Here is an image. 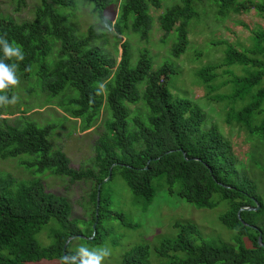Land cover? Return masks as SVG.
I'll list each match as a JSON object with an SVG mask.
<instances>
[{"label": "trees", "instance_id": "trees-1", "mask_svg": "<svg viewBox=\"0 0 264 264\" xmlns=\"http://www.w3.org/2000/svg\"><path fill=\"white\" fill-rule=\"evenodd\" d=\"M50 1L39 0L29 22L16 24L0 17V35L6 34L9 42L22 46L25 53L23 61H16L6 59L0 49V59L9 64L18 63L21 78H26L31 65L36 64L34 75L40 90L51 97L66 88L71 94L75 92L76 95L66 102V107L69 106L66 112L84 126H90L102 106L105 107L109 117L103 121V132L96 140V175L70 169L61 151H50L47 137L51 127L39 128L28 121L10 125L5 118H0V159L22 154L37 155L27 164L34 168L33 174L49 172L70 180L94 178L96 185L91 194L93 211L89 222V226L94 224V235L90 240L84 239L88 244L100 242L97 227L103 216L110 215V212L101 214L106 200L100 197L109 170L106 181L117 173L132 196L144 205L152 201L161 182L168 194L175 191L178 198L196 209H212L220 202L225 204L218 221L234 233V246L206 243L199 238L195 225L175 222L172 226L176 235L162 239L153 247L157 257L167 259L169 264H264V196L260 197L245 174L236 171L230 143L214 125L203 126L202 110L191 101L172 97L168 92V78L174 74L172 66L163 63L152 69L146 48L141 47L137 49L135 66L130 68L129 46L125 41L120 44L119 59L115 63L101 49L89 45L90 34L75 36L74 30L66 23L63 10L72 8L75 1L85 2L103 22L101 9L105 0ZM200 1L180 0L179 5L159 17L161 31L165 35L175 34L171 47L175 58L185 51L186 26L196 17L194 5ZM214 1L220 16L250 7L249 3L237 4L236 0ZM159 5L160 0H124L119 11L122 28L137 32L145 40L149 26L148 8ZM251 7L263 13L264 0H258V4ZM114 31L119 32L115 26ZM252 34L251 49L236 51L227 47L222 62L226 66L235 64L251 68L244 76H233L230 80L229 99L241 100L248 96L249 102L231 111L229 120L264 143V86H257L264 78V61L255 57L261 55L264 59V32L254 30ZM54 46V57L51 58ZM49 53L51 59L47 60ZM214 68L216 66H206L197 75L208 82L214 76ZM101 84L103 89L99 87ZM11 93L12 88L7 90L9 98ZM137 101H141L147 111L145 119L133 117L128 120L129 111L125 104ZM259 115L263 117L255 123ZM256 206L253 211L244 209ZM114 216L121 221L120 214ZM69 217L67 201L46 192L38 179L15 183L9 176H0V250L5 251V255H0V264H27L40 260L62 263L61 258L66 255L69 244L64 247V255L62 246L69 237L77 238L76 235L80 234L76 221ZM50 221L56 226L49 230L50 243L40 247L35 235ZM86 232L87 237L90 236L92 228ZM258 237L262 245L257 243ZM178 253L182 257H176ZM118 264H149L148 247H130L123 252Z\"/></svg>", "mask_w": 264, "mask_h": 264}, {"label": "rangeland", "instance_id": "rangeland-1", "mask_svg": "<svg viewBox=\"0 0 264 264\" xmlns=\"http://www.w3.org/2000/svg\"><path fill=\"white\" fill-rule=\"evenodd\" d=\"M124 0H105L101 13L107 17V26L100 21L90 4L75 1V5L63 10L67 16L66 23L77 37L90 34V46L101 49L109 59H119L120 44L126 42L129 46V67L136 64L137 49L145 47L151 60V68L155 69L163 63L170 64L174 74L167 82L168 92L172 97L186 99L197 105L203 112L205 120L203 126L214 125L218 132L230 143L234 158V167L238 173L245 174L257 189L260 197L264 196V143L256 137H251L246 130L229 120V113L240 109L249 102L248 96L241 100L229 99L232 91L230 80L233 76L241 77L246 71H251L240 65H223L224 52L227 47L236 51L252 48V31L264 32V12L260 13L253 7L258 0H236V3H249L246 10L239 9L236 13L227 12L220 16L214 0H202L194 5L196 17L188 21L186 26L187 43L185 51L177 58L171 54V47L175 34H164L159 26V17L169 8L179 5L180 0H160L157 8L149 7L147 14L149 26L146 39L142 40L137 32L125 31L119 21V11ZM48 2L51 3L50 0ZM39 0H0V17L19 24L29 22L33 12L38 7ZM55 7V5L52 3ZM60 12V9H58ZM114 26L119 32L114 31ZM52 42V41H51ZM55 46L51 51L54 57ZM254 57V56H253ZM264 61L261 55L255 56ZM50 53L46 56L50 60ZM45 62H47L45 60ZM31 65L26 78L20 77V84L12 88V93L19 97L15 105L1 107L2 115L7 123L14 125L19 122H32L41 128L50 126L47 140L50 151H61L68 160V167L76 172H91L96 175L94 167L95 145L97 138L103 132L102 123L109 117L104 106L99 111L96 120L90 126H84L79 119L69 117L66 102L76 95L66 88L57 96L51 97L42 92L35 77V66ZM206 66H216L213 78L205 82L197 72ZM259 87L264 86V78ZM140 93V92H139ZM129 111L128 120L138 117L145 119L147 114L141 101L135 104H125ZM67 108V109H66ZM263 117L259 115L256 121ZM19 121V122H17ZM37 155L22 154L12 158L0 159V176H9L15 183H27L31 179H38L44 190L56 196L63 197L70 207V219L76 221L79 235L68 241L66 255L75 253L80 245L88 247L107 246L111 256L104 264H118L123 252L135 245L148 247L149 264H169L165 258H159L153 253V247L162 239H171L176 235L173 228L175 222H190L197 228L199 238L212 245L226 244L234 246V233L227 230L218 221L224 212L225 204L220 202L212 209H196L175 195L168 194L166 186L161 184L156 189L152 201L144 203L135 199L123 180L117 173H113L109 180H103L100 197L106 200L101 214L110 212L101 218L97 227L100 237L99 243L88 244L83 238L87 237L86 230L91 221L93 204L91 194L96 182L87 177L70 180L68 177L52 175L49 172L33 174L34 168L27 164L33 162ZM157 183H154V185ZM175 190V187L174 189ZM115 214L122 216L121 221ZM55 223L48 222L35 235L40 247H46L50 240L48 233L54 229ZM0 255H5L0 250ZM182 257V254H176ZM27 264H62L60 261L40 260Z\"/></svg>", "mask_w": 264, "mask_h": 264}, {"label": "clouds", "instance_id": "clouds-1", "mask_svg": "<svg viewBox=\"0 0 264 264\" xmlns=\"http://www.w3.org/2000/svg\"><path fill=\"white\" fill-rule=\"evenodd\" d=\"M103 23L107 26V17ZM0 49L4 53L6 59H15L23 61L25 53L22 46L15 42H9L5 35H0ZM18 63H6L4 59H0V107L15 105L19 101V97L15 94L9 98L7 90L17 87L20 84V76L18 75ZM27 70V69H26ZM100 89L104 88L101 84ZM99 94V93H98ZM111 256V250L107 246L88 247L80 245L75 253H69L61 258L62 264H104L106 258Z\"/></svg>", "mask_w": 264, "mask_h": 264}, {"label": "water", "instance_id": "water-1", "mask_svg": "<svg viewBox=\"0 0 264 264\" xmlns=\"http://www.w3.org/2000/svg\"><path fill=\"white\" fill-rule=\"evenodd\" d=\"M182 156L184 157V154H182ZM108 176H109V170H108ZM108 176L106 177V179L108 178ZM105 179V180H106ZM97 200H98V192H96V205H97ZM257 208V206L255 207V208H252V209H250V208H244L245 210H255ZM243 209V208H242ZM239 210H241V209H239ZM236 216L238 217V212L236 213ZM91 228H92V233H91V235L88 237V238H83V239H85V240H90L92 237H93V235H94V224H92V226H91ZM77 238H82L81 236H76ZM72 239V237H69L67 240H66V242L64 243V245L62 246V255H64V247H65V245L68 243V241L69 240H71ZM257 243L259 244V245H262L261 243H260V237H258L257 238ZM262 246H264V244L262 245Z\"/></svg>", "mask_w": 264, "mask_h": 264}]
</instances>
